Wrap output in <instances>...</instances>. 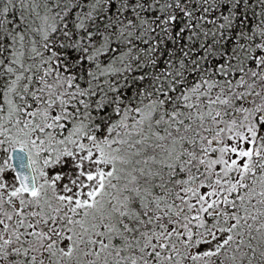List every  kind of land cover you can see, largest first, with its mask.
<instances>
[{
	"label": "snow or ice",
	"instance_id": "6c2138e0",
	"mask_svg": "<svg viewBox=\"0 0 264 264\" xmlns=\"http://www.w3.org/2000/svg\"><path fill=\"white\" fill-rule=\"evenodd\" d=\"M0 264H264V0H0Z\"/></svg>",
	"mask_w": 264,
	"mask_h": 264
}]
</instances>
